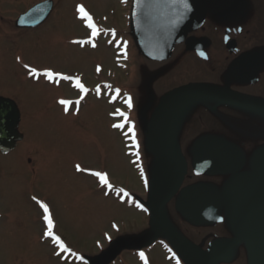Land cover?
Segmentation results:
<instances>
[{
	"label": "rangeland",
	"instance_id": "rangeland-1",
	"mask_svg": "<svg viewBox=\"0 0 264 264\" xmlns=\"http://www.w3.org/2000/svg\"><path fill=\"white\" fill-rule=\"evenodd\" d=\"M37 1L40 0H0V23L7 31L0 27V95L16 101L22 115L20 130L26 136L9 154L0 153V264H59L57 258L52 257L51 240L40 236L42 227L48 229L41 203L48 207L51 230L65 246L78 248L86 258L103 257L120 237L130 234L135 238L147 232L145 217L133 209L122 208L109 193L112 187L102 184L93 173H104L109 185L125 187L147 198L143 196L147 191L124 156L122 136L136 131L138 126L144 144L141 118L149 120L153 112L154 108L147 110L150 94H158L157 97L198 78L194 77L196 71L189 68L194 65L188 63L190 57L193 58L190 53L182 51L188 58L180 65H177V54L164 64L149 63L151 72L144 62L142 73L143 61L135 48L130 47L129 57L115 54L109 42L113 40L99 35L101 30L110 28L118 34L126 31L129 39V6L114 0H53L54 11L43 24L36 29L18 31L13 25L14 19ZM77 5H82L91 16L97 27L95 36L91 28L83 30L78 25ZM209 32L206 25L197 34L211 35ZM211 37L214 47L219 48L215 46L219 43V34L216 32ZM33 68L36 74L30 75ZM166 68L169 70L165 71ZM45 70L60 75L49 80L43 75ZM64 76L72 79H64ZM76 78L85 90L76 87ZM114 89L131 93L134 97L130 100L131 106L129 101L120 100ZM253 93L261 97L264 89L257 88ZM197 97L174 98V105L187 104L180 116L191 117L197 111L202 112L203 100ZM61 100L69 103L62 105ZM203 117L202 125H187L180 136L182 142L189 145L203 134L226 133L223 127H210L214 117L223 125L226 119L230 120L226 134L245 147L248 144L264 147L263 108L220 107L219 113L207 111ZM251 152L247 155L248 162L252 160ZM142 154L147 169L153 170L155 160L146 149ZM76 165H80L82 171H77ZM197 179L192 175L185 183ZM232 218L233 215L226 217L222 208L217 221L199 232L181 220L172 204L166 206L163 214L164 223L180 227L196 241L211 232L218 237L225 235ZM219 220L221 225L215 228ZM236 221L238 230L258 229L259 224H250L247 216L240 212ZM115 224L118 229L124 225L125 233L117 230ZM103 232L106 238L102 237ZM124 252L128 258H134L133 250ZM241 253L240 247L229 264H251L239 255ZM151 254L146 256L147 264L169 263L158 248ZM126 263L136 264L130 259Z\"/></svg>",
	"mask_w": 264,
	"mask_h": 264
},
{
	"label": "water",
	"instance_id": "water-1",
	"mask_svg": "<svg viewBox=\"0 0 264 264\" xmlns=\"http://www.w3.org/2000/svg\"><path fill=\"white\" fill-rule=\"evenodd\" d=\"M198 4L200 11L192 18L191 20H187L185 23H182L178 20V17L168 11L166 5L171 4L170 0H135L133 5V20L138 24L137 27L134 28V37L136 43L139 45L140 50L148 57L152 59H165L169 56L171 47L174 43L179 42L180 39L185 35V33L194 28L199 22L202 21L205 14V3L204 0H195ZM50 3L43 2L36 5L34 8L29 10L25 15V22H21V26H33L43 20L49 10ZM180 26V27H179ZM153 34V35H152ZM193 41V40H192ZM198 41L188 43V47L192 48L197 45ZM159 46V47H158ZM156 51L155 53H151L152 51ZM206 91L210 94L218 96L223 100L231 103L238 104H253V105H263L264 101H256L251 99L238 98L234 96L222 95L216 93L207 88L201 87H184L177 90H174L163 97L161 100L154 116L150 124V130L148 133L149 144L150 147L157 153L164 154L169 158L173 159L178 163V172L175 183L170 188V190L161 198H158L155 191L152 197V216L151 223L154 229L155 235H164L169 237L175 243H177L183 250H185L188 254L193 256L200 264H217L214 259L210 256L201 252L198 248L185 241L184 239L176 236L175 234L168 232L162 229L157 222L156 214L158 208L167 201V199L174 193L176 190L178 183L180 182L181 176L184 172V161L180 157L178 153L174 150L170 149L166 144L159 145L155 138V126L159 116V113L164 105V103L171 98L172 96L184 92V91ZM19 122V112L15 105V103L8 99L0 97V150L2 152H6L9 149H12L16 142L22 138V135L18 132ZM201 152L205 149L214 150L216 153V162L212 165L213 167H225V163H221V159L224 157L219 155V152L224 153L222 149L220 150V144L213 141H204L199 145ZM222 155V154H221ZM220 156V157H219ZM204 187V186H203ZM200 187L199 190L206 191L208 194L213 192V195L209 196L210 200L203 198L201 196L199 200L194 202V206L189 210L188 207L185 208L184 214L194 218L193 207L199 206V213H207L206 215L209 217L214 208L218 205V196L215 190L210 189L208 187ZM207 188V189H206ZM211 190V192H210ZM186 191V201L193 200L194 194H199L196 188H187ZM198 201V203H197ZM203 201V203H202ZM209 201V202H208ZM215 201V203H214ZM206 203V204H204ZM205 219L208 217L204 216ZM204 219V218H202ZM216 258L221 257L222 253L218 248H214L213 250Z\"/></svg>",
	"mask_w": 264,
	"mask_h": 264
},
{
	"label": "flooded vegetation",
	"instance_id": "flooded-vegetation-1",
	"mask_svg": "<svg viewBox=\"0 0 264 264\" xmlns=\"http://www.w3.org/2000/svg\"><path fill=\"white\" fill-rule=\"evenodd\" d=\"M208 2V16L212 17V23L208 25L209 30L212 35H215L216 32L219 34V49H213L212 53H207L208 56L204 60H197L198 62L203 63L200 66L209 68L207 71L198 70L197 73L200 77H207L209 85L218 84L213 81L225 76L227 72L228 65L238 56V54L243 53H256L254 50L257 49L258 54H264V40L261 39L264 34V0H207ZM247 23V24H246ZM211 25L214 26L211 27ZM254 28L258 30H254ZM232 34L231 37L236 39V46L234 51H229L223 45V37L226 35ZM241 34L244 40L248 39V44L252 42H257L259 46L256 48L253 46L247 47L244 45L242 48L238 46L237 35ZM249 34V36H248ZM258 34V38L254 35ZM210 36V37H211ZM249 37V38H248ZM230 38V37H229ZM212 39V38H211ZM212 44V42H211ZM181 50H184L183 47H180ZM208 49V48H207ZM212 55L217 56L220 61V65L223 69L222 72L216 74V69L212 64ZM264 60V59H263ZM264 66V62H263ZM204 79V81H206ZM202 79L198 82L205 83ZM201 83V84H202ZM241 82H233L229 87V91L235 93H246L248 90L247 85H243ZM264 89V88H262ZM228 137L227 135H225Z\"/></svg>",
	"mask_w": 264,
	"mask_h": 264
},
{
	"label": "snow or ice",
	"instance_id": "snow-or-ice-1",
	"mask_svg": "<svg viewBox=\"0 0 264 264\" xmlns=\"http://www.w3.org/2000/svg\"><path fill=\"white\" fill-rule=\"evenodd\" d=\"M77 11L78 13L80 14V16L84 17L86 19V22L88 24V27L91 28L92 30V35L95 36L97 34V27L96 25L93 23L92 21V18L91 16L85 11L84 7L82 5H77ZM95 46V45H93ZM25 67H27V65H25ZM99 71V67L97 69ZM30 75H34L36 74V69L33 68L31 69ZM44 76H46L49 80H51L53 78L54 75H60L59 73H53L52 71L50 70H45V72L43 73ZM64 79H72L71 77H68V76H64L63 77ZM76 87L77 88H80L81 90H85L84 89V86L80 83L79 81V78H76ZM62 105H67L69 102L66 101V100H61L59 101ZM129 106H131L130 104V100H129ZM65 111H67V108H65ZM116 126H119V125H116ZM76 169L77 171H82L80 165H76ZM93 175L99 177L100 181L102 184H105L107 185L108 187H111V185L108 184V181L106 179V176L104 173H101V172H94ZM43 210H44V220L47 222V225H48V230L44 233L45 236H53V233H52V220L50 218V216L47 214L48 213V207L46 204H43L41 203L40 205ZM55 242L57 244H59V246L64 249V250H67L65 249V246L63 244V242L60 240V238L58 236L55 237ZM141 256H143L144 254L143 253H140Z\"/></svg>",
	"mask_w": 264,
	"mask_h": 264
}]
</instances>
